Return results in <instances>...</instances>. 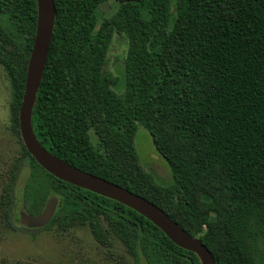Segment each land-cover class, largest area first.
<instances>
[{
    "label": "trees",
    "instance_id": "16d2710c",
    "mask_svg": "<svg viewBox=\"0 0 264 264\" xmlns=\"http://www.w3.org/2000/svg\"><path fill=\"white\" fill-rule=\"evenodd\" d=\"M55 25L33 107L52 154L140 194L199 237L216 264H264V0H54ZM111 1L116 9L105 13ZM37 0H0V65L11 86V128L23 157L2 193L7 221L57 196L43 227L86 225L119 240L134 264H202L131 207L48 172L27 150L19 112L37 30ZM127 40L126 86L108 69L115 35ZM139 126L173 182L144 169ZM26 160L23 187L17 181ZM15 218V221H14Z\"/></svg>",
    "mask_w": 264,
    "mask_h": 264
},
{
    "label": "rangeland",
    "instance_id": "374dc122",
    "mask_svg": "<svg viewBox=\"0 0 264 264\" xmlns=\"http://www.w3.org/2000/svg\"><path fill=\"white\" fill-rule=\"evenodd\" d=\"M116 7V2H109L105 13L111 14ZM126 48V38L115 35L108 69L117 78L114 90L119 93L124 92L126 86ZM10 101V82L0 65V264H134L119 240H113L110 247L104 246L96 241L86 225L76 224L65 231L56 227L34 230L10 226L6 218L11 214L10 206L2 203L1 198L18 160L23 157L21 140L11 128ZM135 144L144 169L152 172L158 181L173 182L168 162L157 151L145 127L139 126ZM27 175L28 165L24 159L17 190L23 187Z\"/></svg>",
    "mask_w": 264,
    "mask_h": 264
},
{
    "label": "water",
    "instance_id": "95a60500",
    "mask_svg": "<svg viewBox=\"0 0 264 264\" xmlns=\"http://www.w3.org/2000/svg\"><path fill=\"white\" fill-rule=\"evenodd\" d=\"M37 1V30L28 63L25 91L19 112L21 137L27 150L42 167L56 177L131 207L162 229L177 245L195 252L200 257L202 264H216L212 250L199 237L193 236L183 229L178 222L154 202L124 186L64 161L47 150L37 139L32 125L33 107L46 67L56 16L54 0ZM58 204L59 198L53 196L38 214L32 215L21 210L17 218L19 225L28 228L45 226L53 218Z\"/></svg>",
    "mask_w": 264,
    "mask_h": 264
}]
</instances>
